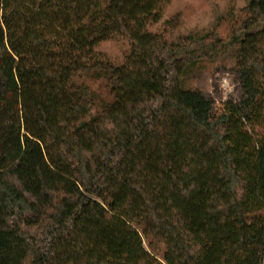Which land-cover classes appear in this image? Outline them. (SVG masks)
<instances>
[{"label": "trees", "instance_id": "trees-1", "mask_svg": "<svg viewBox=\"0 0 264 264\" xmlns=\"http://www.w3.org/2000/svg\"><path fill=\"white\" fill-rule=\"evenodd\" d=\"M170 1L0 0V264H263L264 0L218 108L183 87L209 40L149 30Z\"/></svg>", "mask_w": 264, "mask_h": 264}, {"label": "rangeland", "instance_id": "rangeland-1", "mask_svg": "<svg viewBox=\"0 0 264 264\" xmlns=\"http://www.w3.org/2000/svg\"><path fill=\"white\" fill-rule=\"evenodd\" d=\"M248 1L171 0L164 8L162 18L149 25V30L163 34L167 39L203 36L209 40L212 49L208 57L187 71L183 87L201 93L215 108L226 101L240 102L244 95L236 68L242 36H236L235 29L240 10ZM96 49L121 64L131 44L128 38L117 36L100 43ZM87 83L92 89L107 94L104 80L88 79Z\"/></svg>", "mask_w": 264, "mask_h": 264}]
</instances>
